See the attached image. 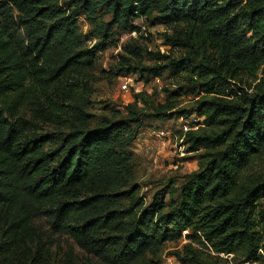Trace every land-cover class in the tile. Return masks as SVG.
Listing matches in <instances>:
<instances>
[{"label":"trees","instance_id":"obj_1","mask_svg":"<svg viewBox=\"0 0 264 264\" xmlns=\"http://www.w3.org/2000/svg\"><path fill=\"white\" fill-rule=\"evenodd\" d=\"M76 3L85 14L102 12L101 31L137 34L138 19L170 29L165 44L185 53L171 60L149 55L169 60L167 66L186 77L157 116L203 118L205 128L183 138L190 152L202 150L199 168L134 214L140 200L137 205L127 148L146 118L141 93L124 115L110 111L92 127L78 79L86 55L81 41L92 36L79 38L77 10L65 17L50 0H0L1 258L62 264L64 250L56 257L53 247L63 237L90 257L85 264H156L160 245L187 231V243L172 253L181 263L216 264L201 261L200 249L214 253L212 261L219 254L262 260L264 0ZM121 49L118 75L138 73L147 82L165 70L142 64L145 49L136 39ZM249 75L255 84L247 83ZM187 94L198 99L191 109L175 111Z\"/></svg>","mask_w":264,"mask_h":264},{"label":"rangeland","instance_id":"obj_2","mask_svg":"<svg viewBox=\"0 0 264 264\" xmlns=\"http://www.w3.org/2000/svg\"><path fill=\"white\" fill-rule=\"evenodd\" d=\"M57 5L59 12L70 17L72 11L77 8L76 0H50ZM76 15L73 16L78 29V35L83 40L85 35L90 34L91 40L85 43L81 41L82 49L86 50L84 62L80 65L79 76L80 94L88 99L86 114L91 117L92 127L96 126L101 117L107 116L110 111L117 112L118 116L124 115L125 107L134 101L136 94L141 93L139 107L145 109L146 118L142 121L138 130L136 140L127 148L131 154L132 177L131 183L136 185L134 200H138L134 214L137 216L152 203L155 194H164L168 186L180 187L186 180V177L197 171L199 168V154L202 150L192 153L188 150V144L184 142L183 133L180 130L178 119L171 114L168 118H158L157 114L162 113L161 107L170 91L184 83L185 73L177 71L167 66L171 59H179L185 51L177 48H171L164 42V33L170 34V29L138 19L133 21V25L140 28L139 33L120 32L115 27L109 31L100 30L102 19L99 18L101 11L96 12V16L85 14L76 9ZM108 17H103L107 21ZM136 39L138 45L145 49L142 54V64L144 66L165 67V70L159 77H146L147 82L141 79L140 74L123 77L118 75L116 65L119 60V54L122 53V46L130 39ZM150 53H160L169 57V60L155 58ZM158 79V83L155 80ZM125 81V82H124ZM248 84H255L253 76H246ZM122 83L127 84V91L120 87ZM202 95H200L201 97ZM198 98L191 94L182 95L176 100L175 111L191 109ZM146 103L145 107L143 103ZM167 115V114H165ZM199 118V117H198ZM200 128L204 129L200 118ZM199 128V129H200ZM197 129V130H199ZM152 159L155 160L153 164ZM177 195H175V198ZM168 201V197H165ZM133 202L125 200L126 208L131 209ZM264 206V202L262 203ZM41 224V222H39ZM172 229L173 228H169ZM187 231L182 232L177 238L166 241L160 245L159 255L156 258V264H192L190 262L181 263L176 260L172 253L180 251L182 246L187 243L185 235ZM59 248L53 247V253L56 257L62 255L64 250L62 264H85L84 258L90 259L86 254L76 248L67 238H61ZM258 254L263 259L255 263H243L241 254L224 255L219 254L218 259L212 261L208 255H214L209 249H200L199 258L201 261L216 264H264V251ZM68 256V258H66ZM6 259L0 256V264H7ZM56 264V263H51ZM95 264H99L98 262Z\"/></svg>","mask_w":264,"mask_h":264},{"label":"built area","instance_id":"obj_3","mask_svg":"<svg viewBox=\"0 0 264 264\" xmlns=\"http://www.w3.org/2000/svg\"><path fill=\"white\" fill-rule=\"evenodd\" d=\"M125 82V81H124ZM156 83H158V79L155 80ZM122 90L127 91V84L122 83L120 86ZM200 118L196 116V114H191L187 117H180L178 118L179 124H180V130L183 133V137L185 133L189 131H196L200 127ZM153 164L155 163V160L152 159Z\"/></svg>","mask_w":264,"mask_h":264}]
</instances>
